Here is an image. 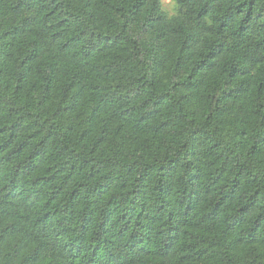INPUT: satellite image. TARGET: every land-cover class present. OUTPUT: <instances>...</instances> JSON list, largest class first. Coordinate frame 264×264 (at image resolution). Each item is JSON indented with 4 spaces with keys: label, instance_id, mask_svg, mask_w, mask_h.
Returning a JSON list of instances; mask_svg holds the SVG:
<instances>
[{
    "label": "trees",
    "instance_id": "trees-1",
    "mask_svg": "<svg viewBox=\"0 0 264 264\" xmlns=\"http://www.w3.org/2000/svg\"><path fill=\"white\" fill-rule=\"evenodd\" d=\"M0 0V264H264V0Z\"/></svg>",
    "mask_w": 264,
    "mask_h": 264
},
{
    "label": "snow or ice",
    "instance_id": "snow-or-ice-1",
    "mask_svg": "<svg viewBox=\"0 0 264 264\" xmlns=\"http://www.w3.org/2000/svg\"><path fill=\"white\" fill-rule=\"evenodd\" d=\"M171 2H174V0H171ZM161 3L163 5H167V4H169V0H161Z\"/></svg>",
    "mask_w": 264,
    "mask_h": 264
},
{
    "label": "clouds",
    "instance_id": "clouds-1",
    "mask_svg": "<svg viewBox=\"0 0 264 264\" xmlns=\"http://www.w3.org/2000/svg\"><path fill=\"white\" fill-rule=\"evenodd\" d=\"M169 3H171L172 6L175 7V3L174 2H171V0H169Z\"/></svg>",
    "mask_w": 264,
    "mask_h": 264
},
{
    "label": "rangeland",
    "instance_id": "rangeland-1",
    "mask_svg": "<svg viewBox=\"0 0 264 264\" xmlns=\"http://www.w3.org/2000/svg\"><path fill=\"white\" fill-rule=\"evenodd\" d=\"M168 5V4H167Z\"/></svg>",
    "mask_w": 264,
    "mask_h": 264
}]
</instances>
